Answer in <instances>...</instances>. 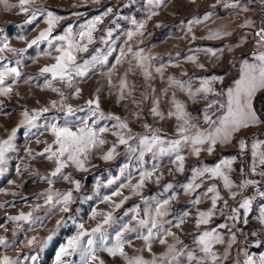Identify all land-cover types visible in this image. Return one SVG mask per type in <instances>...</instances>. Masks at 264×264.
<instances>
[{"label":"rangeland","instance_id":"rangeland-1","mask_svg":"<svg viewBox=\"0 0 264 264\" xmlns=\"http://www.w3.org/2000/svg\"><path fill=\"white\" fill-rule=\"evenodd\" d=\"M233 4L237 6L232 7ZM8 5L6 8L0 0V38L7 37L10 47L18 52L25 51L22 56L7 51L0 53L3 64L9 67H17L16 61L19 59L21 73L18 81L9 77L5 82L6 85H11L12 92L7 96L0 95V141L9 139L11 132L17 130L13 149L6 153L5 163L0 165V169H3L0 171V237L7 241L6 245H0V259L7 256L11 260H20L22 264H33L25 258L37 256L36 264H55L56 253L61 245L76 234L77 224L84 223L89 230L95 227L100 218L91 219L93 210L113 213L114 223L107 227L111 246L116 232L123 224L131 223L132 227H138L132 219V208L139 206L140 215L144 217L145 211L154 209L157 202L171 200L167 205L168 215L162 218V223L183 244H177L171 236L167 237V244L154 239L149 252L145 242L136 238V233H125V239L131 241L124 249L128 257L143 256L150 261L153 256L164 255L168 245L172 244H176L177 248L186 246L185 256L187 251L202 255L194 240L204 231L215 229L223 235L225 241L213 248L220 257L217 264H243L247 258L245 252L256 260V264H261L259 258L264 255V223L260 222L259 217L264 208V195H261L264 193V166L260 165L259 157L254 160L252 144L259 142L261 146L258 151L264 152V123L241 129L229 143H218L211 153L207 151V144L201 146L199 156L192 153L190 144L182 145L180 154L185 157L182 173L176 170L174 153L158 156L155 161L151 153H147L144 157L146 163L142 167L151 170L155 163L158 170L151 180L146 181L139 195L133 194L130 188H121L129 179L133 185L138 182L137 168L141 166L136 159L138 152L132 155L126 145L118 144L117 137L112 134L117 131L113 127V120L100 119L95 124L97 130L102 127L108 129L100 136L107 143L90 152L85 163L87 170L77 169L69 163L59 176L51 177L50 173L56 167L55 161L48 160L47 153L43 156L38 154L53 144L54 137L48 130V125L53 122L52 118L57 117L60 124L64 123V112L51 108L52 101H56L58 107L63 100L73 109H85L68 117V120L79 126L80 119L88 115L87 101L98 98L105 116H119L127 122L132 130L131 135L136 137L129 141L133 147H137L140 137L151 134L145 128L146 124L152 130H158V134L166 141L178 138L177 127L181 121L168 115L170 111H174L173 96L186 106L192 117L191 123L197 125V129H193L188 135L197 130L211 131L214 126L205 122V110L212 121L221 118L227 108V90L234 88L236 81L241 78L243 62L247 60L255 63L253 57L264 53V42L256 35L264 28L259 22V18L264 16V0L262 4L258 0H163L159 5H150L148 0H35V3L28 6L27 13L20 10L19 0H8ZM108 9L111 11L107 12ZM32 12L37 13L36 19L30 24L26 23ZM41 12L45 14L40 15ZM47 12L64 18L53 29V36L63 35L68 27H72L73 33H79L81 25L97 16L102 18L93 32V43L87 45L86 52L76 55L78 64L90 61L93 56L103 57L105 62L94 63L84 77L74 76L71 87L52 80L50 74L41 75V69L54 64V57L59 55L54 51L56 44L49 48L45 41L38 47L34 45L28 48V44L47 28ZM105 12L107 15H104ZM151 12H156L157 15L149 19ZM247 21L252 23L247 24ZM141 23L144 28L138 30L137 26ZM189 27L191 32L188 31ZM141 31L143 35H140ZM215 32H220L221 36L208 38ZM129 33H134L131 40L128 39ZM21 36L25 39L21 40ZM129 49L131 52L143 50L144 55L149 58L145 63L151 74L150 78L145 77L144 70L138 67L137 60ZM205 49H211L215 55L204 51ZM121 51L125 54L122 59ZM45 52H50L51 55H44ZM190 56L196 57V63L188 59ZM117 59H121L120 64L116 63ZM199 65H203V68ZM157 69L161 71L158 72ZM212 77L218 79L212 80ZM170 78L184 82L186 86L190 84L192 92L201 87L202 80L208 79L214 93H201L192 98L187 91L170 85ZM122 80L127 83L123 91ZM49 81L52 87L59 88L64 93L63 97L47 86ZM77 89L79 96L76 95ZM263 93L264 90L258 92L253 101V107L257 103L256 112L262 121ZM156 101H159L158 107L163 118L151 112ZM43 107H48L50 111L39 117L36 127L24 123L25 111L33 114ZM95 119L94 117L93 120ZM93 120L88 123L92 124ZM241 140L247 143V148L243 151L239 147ZM114 144L117 145L118 154L111 160L102 159ZM28 149L32 150L31 154ZM224 159H234L232 171L228 174L237 187L232 188L231 192L223 187L221 180L207 175L196 180L200 187L195 191L185 190V185L194 177V169L214 167ZM253 164L255 172L252 171ZM64 176L69 179H63ZM79 176L84 179H79ZM44 177L52 179L54 184L49 185ZM157 177H160L159 182H156ZM245 180L255 183L243 189L238 187ZM75 181L80 183L79 191L75 190ZM168 185L171 187H167ZM211 185L218 187L223 199L217 202L215 215L209 223L197 228L198 213L207 212L212 207V194L205 195ZM49 187L61 193L73 192L70 211L60 212L58 208L45 206L42 197L37 199ZM117 190L122 191L123 196L130 197L120 208L113 209L111 203H101L107 196H112V201L119 203L122 197L112 195ZM231 193L237 194L235 199ZM198 198L201 203H193ZM244 198L253 200L250 211L245 213L243 209H239V219H228L234 215L232 210L238 209ZM225 200L227 207L224 205ZM29 212H32L33 218H39L34 219L32 224L8 219ZM181 218L184 220L183 224L175 227ZM58 221L64 223L57 227ZM250 222L257 226V240L252 243V247L260 248L259 251H250L243 245L246 236L240 225L246 226ZM220 224H227L229 227L219 228ZM233 234L236 237L234 242L231 241ZM50 235L51 241L41 251L40 242ZM33 237H36L37 242L29 246L28 241ZM99 256L104 264H127L124 258L112 257L107 252L102 251ZM181 260L184 261V257Z\"/></svg>","mask_w":264,"mask_h":264},{"label":"snow or ice","instance_id":"snow-or-ice-1","mask_svg":"<svg viewBox=\"0 0 264 264\" xmlns=\"http://www.w3.org/2000/svg\"><path fill=\"white\" fill-rule=\"evenodd\" d=\"M5 7H9L8 0H2ZM99 2V0H95ZM163 0H148L150 5H159ZM194 2V0H193ZM35 3V0H19V8L22 12L27 13L29 11L28 6ZM232 7L237 5L233 4ZM246 10V9H245ZM111 9H108L107 12H110ZM107 12L104 15H107ZM45 13L41 12L40 15ZM157 15L156 12H151V16ZM47 18L45 23L47 28L44 31L39 33V36L36 39H33L29 44L28 48H32L34 45L39 46L43 42H47L49 48H52L54 44L57 46L54 48V51L59 53L54 57L55 63L50 66H45L41 69V75L50 74L52 80H57L61 83L67 84L69 87L73 84V78L75 77H84L87 75L90 67L94 63H104L105 58L99 56H93L90 61H84L83 64L77 63V53L86 52L88 50L87 45L93 43V32L96 30V25L101 22V17L97 16L96 18L90 20L84 25H81V31L79 33H73L72 27H68L65 30L63 35L53 36V29L59 23L60 20L64 19L63 17L57 16L52 12H47ZM37 13L32 12L31 17L26 20V23H32L36 19ZM207 18V17H206ZM135 24L136 21L134 20ZM247 24H251V21H247ZM138 30L144 28V24H138ZM191 32V27L188 29ZM134 33H129L128 39L131 40ZM140 35H143V32H140ZM260 37V40L264 42V28H261L259 32L256 33ZM221 36L220 32L212 33L208 38H219ZM21 40L25 39L23 36L19 37ZM195 39V37H193ZM59 42V43H57ZM9 52L13 54L23 55L25 50H18L10 47L7 37L0 38V53ZM204 51L210 52L212 55H215L211 49H205ZM131 52V49H129ZM44 55H51L50 52L43 53ZM132 56L137 60L138 67L144 70V75L146 78H150L151 74L147 70L146 61L149 59L144 55L143 50L138 52H131ZM124 52L121 51V59L124 57ZM121 59H117L116 63L120 64ZM188 59L196 63V57L190 56ZM253 59L255 63H249L247 60L243 62L242 75L239 80L236 81L234 88H229L227 90V108L225 114L216 121H212L210 116L205 110V122L213 125V129L208 132L194 131L191 135H188L193 129H197V125L192 124V117L190 113L186 110V106L175 99L173 96L172 103L174 105V111L168 113L169 116H175L178 121H181L180 125L177 127L176 139L164 140L158 134V130H152L149 125H145V128L149 130L150 135H144L139 138L137 147L130 145L129 141L135 139L136 137L131 135L132 130L128 127L126 121L122 120L119 116L109 115L105 116L104 112L101 111L99 99L88 100V115L86 118H82L79 121V126L74 124L72 121L68 120V117H71L75 114L76 111H85V109H73L71 105H66L63 100L59 102V107L56 101L51 102V108H55L58 111L64 112V123L60 124L57 117H53V122L48 125V130H50L52 136L54 137L53 144L48 145L44 152L39 153L38 155H45L47 153L48 160H54L56 163L55 170L50 173L51 177H57L61 174L62 169L68 167L69 163L75 165L77 169L87 170L85 168V163L90 152L99 147L103 146L107 141L100 138L101 134L108 131L106 127L100 129L95 128V124L100 119H110L115 121L113 125L117 131L112 134L117 137L119 145H126L128 152L132 155H136L137 163L141 166L137 168L139 172V180L133 185L131 179L128 180V183L121 185V188H130L133 194L139 195L141 189L144 187L146 181L151 180L153 175L158 170V166L153 163L151 170L144 169L142 166L146 163L144 157L147 153H151L153 161L156 160L158 156L165 154H175V163L176 170L179 172L184 171V159L185 157L180 154L182 145H191L192 153L196 156H199L203 145L207 144V151L211 153L215 150L217 144H226L229 143L235 133L240 132L241 129L249 128L252 126H257L261 123H264L258 115L256 110L253 107V101L256 98L258 92L264 90V53L255 55ZM17 67H9L7 64H3L2 58H0V95L7 96L12 92L11 85H6V81L9 77H12L15 81H18L21 73L19 71L20 60L16 61ZM203 68V65H199ZM157 71H161L157 69ZM218 79L217 77H212V80ZM211 81L208 79L202 80L201 87L197 89L196 92L191 91V86L188 84L185 85L184 82L170 78V85L178 86L182 90L187 91L188 95L192 98H195L197 95L214 93V89L210 87ZM47 86L51 88L52 91L57 92L61 97L64 96V93L59 88H54L51 85V81L48 82ZM127 87L126 81H121V91ZM218 94V93H216ZM76 95L79 96V89L76 90ZM154 107H152L151 112L158 117L163 118V113L159 111V101L155 102ZM48 107H43L38 111H35L33 114H29L27 111L23 113L25 117L24 123L28 124L30 127H36V121L41 115L49 112ZM96 118L93 120V118ZM93 120L92 124H89L88 121ZM75 128V130H73ZM16 131L13 130L9 136V139L0 141V165L5 163L6 153L13 149V140L16 136ZM39 142V141H37ZM259 142H254L252 144V156L254 160L259 157L260 165L264 166V152H259L260 148ZM240 149L243 151L247 148L246 141L241 140L239 144ZM117 145L114 144L102 157L104 160H111L117 155ZM31 154V149L27 150ZM234 159H224L221 163L217 164L214 167H203L194 169V177L190 183L185 185V190L187 192H193L200 185L196 184V180L201 179L204 176L209 178L219 179L223 182V187L229 192L234 187H237L236 184L230 179L229 172L232 171V164ZM3 169H0L2 171ZM19 171V169L17 170ZM252 171L255 172V164L252 166ZM264 174V173H262ZM65 180H68L69 177H62ZM47 180L49 185L54 184V181L49 177H44ZM160 177L156 178V182H159ZM75 185V190L79 191L80 183L79 181L73 182ZM111 183V181H110ZM255 183L252 180L243 181L238 187L247 188L249 185ZM167 187H171L168 185ZM211 193V209L207 212H199L198 219L196 222L197 228L201 225L208 224L211 218L215 215V210L217 207V202L222 200L223 197L216 185H211L207 188L205 195ZM113 196L122 197L119 203H114L112 201V196L104 197L101 200V203H111L113 209L120 208L125 201L130 197L123 196L122 191L117 190ZM236 193H231L233 199H235ZM264 195V193H261ZM44 199L45 206L51 208H58L60 212L70 211L69 205L73 202V192H58L55 191L52 187H49L47 191L41 193L37 199ZM91 197H89L90 199ZM172 199H175L173 197ZM171 203V200H164L163 202H157V205L154 209L149 208L145 211L144 217L140 215L139 206H135L130 211L134 213L132 219L136 221L138 225L137 228L131 226V223H125L121 228L116 232L114 237V243L109 246V236L107 232V227H110L114 223V217L112 212H97L93 210L91 214V219L96 220L99 217V221L96 223L95 227L89 229L85 228L84 223H79L76 225L77 231L76 234L70 237L67 242L60 246L58 252L55 256V264H104V261L100 258V252H107L110 256L116 257L120 256L127 261V264H217V260L220 258L217 253L213 250L216 244H223L224 237L218 230L204 231L202 234L197 236L194 240V243L198 245L199 253L198 255L195 251H187L186 246L184 248H177L176 244L168 245V250L164 255L159 257L153 256L152 260H145L143 256L128 257V254L125 252V245L131 244V241L125 239V233H136L137 239H142L145 242L146 250L151 252L152 250V241L157 239L159 243L167 244V237L171 236L176 240L177 244H183L178 237L170 230L164 227L162 223V218L168 215L167 205ZM195 204L201 203V200L198 198L193 201ZM253 200L252 198H244L238 209H233L234 215L228 217V219L237 220L239 219V209H243L245 213L250 211ZM225 207H227V201H224ZM39 209V205H37ZM127 215V213H125ZM8 219L20 222L24 221L27 223H34L32 212L27 214L20 213L18 216H12ZM260 222L264 223V208L261 209V215L259 217ZM184 220L181 218L175 227H180L183 224ZM63 221L57 222V227H59ZM73 223H76L73 221ZM234 226V225H233ZM219 228H228L227 224H220ZM146 230V231H145ZM52 236L50 235L46 240L40 242L41 251L43 247L51 241ZM236 237L233 234L231 236V241H235ZM36 237H33L28 241V245L31 246L35 244ZM7 241L0 237V245H6ZM231 244H229V247ZM227 252H225V256ZM247 257L243 264H256V260L248 255L245 252ZM73 257H78V259H72ZM181 257H184V261L181 260ZM25 259L31 260L33 264L37 262V256L26 257ZM261 264H264V255L259 258ZM0 264H22L20 260H11L9 257L4 256L0 259Z\"/></svg>","mask_w":264,"mask_h":264},{"label":"trees","instance_id":"trees-1","mask_svg":"<svg viewBox=\"0 0 264 264\" xmlns=\"http://www.w3.org/2000/svg\"><path fill=\"white\" fill-rule=\"evenodd\" d=\"M262 1L263 0H258L259 4L261 3L262 4ZM259 22L264 25V16L259 18ZM264 96V93L261 94V97ZM257 106V103H255L254 105V109L256 110V107ZM79 179H84L83 177L79 176L78 177ZM242 231H244L245 233V240L243 241V245L250 251H259L260 248L258 247H252V243L257 240V234H258V230H257V226L254 224V223H248L246 226L244 225H240ZM256 234V236H255Z\"/></svg>","mask_w":264,"mask_h":264}]
</instances>
